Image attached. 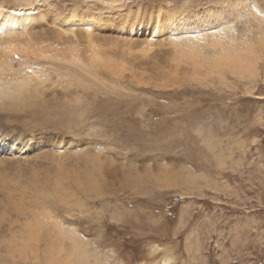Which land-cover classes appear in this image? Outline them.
<instances>
[{
    "label": "rangeland",
    "instance_id": "374dc122",
    "mask_svg": "<svg viewBox=\"0 0 264 264\" xmlns=\"http://www.w3.org/2000/svg\"><path fill=\"white\" fill-rule=\"evenodd\" d=\"M13 1L72 69L29 70L61 103L52 114L0 101V264H73L77 240L80 264H264V0ZM88 26L98 55L66 50ZM232 27L255 51L249 73L196 80L172 62L175 40ZM91 174L97 195L77 183Z\"/></svg>",
    "mask_w": 264,
    "mask_h": 264
},
{
    "label": "bare ground",
    "instance_id": "6f19581e",
    "mask_svg": "<svg viewBox=\"0 0 264 264\" xmlns=\"http://www.w3.org/2000/svg\"><path fill=\"white\" fill-rule=\"evenodd\" d=\"M243 1L245 4V0H243ZM25 8H29V12H24L23 10H20V9H25ZM49 11H52V10L49 9ZM36 12H38V10L31 8L30 3L25 5L22 3L14 2L13 0H0V30L6 29V32L4 34L0 35V101H1V104H4L10 108V109L6 110L8 112L34 111V112H39L41 114H45V113L52 114L53 112H55L57 107L61 106V103H59L57 101L56 96L54 97L53 94H48L46 91H44L43 86L46 85V76H43L44 81H41L39 74L41 73V70H43V69H45V70L48 69L49 71H52L55 74H57V71H60V70L61 71H63V70L67 71L69 69H72L69 65V61L66 60V58L60 57L59 53L62 51L57 49L58 45L54 41H52L51 39L44 36V33H42L40 36H38V34H33V31H38L39 28L43 27V26H40V27H38V26L40 24L44 23V20H37L38 18H35ZM256 20H257V18H256ZM27 22H28V24H27ZM85 24H87V23H85ZM252 25H254V24H252ZM13 26H16L17 29H13L12 28ZM70 26H73V24H71ZM259 26H260V24H259ZM91 27L92 26H88L87 31L78 32V35L74 32V30H72L71 31V35H72L71 40H72V44H73L72 46L73 47L71 46L69 49H66V50L75 51V53H77L78 50L80 49V43L85 42L87 45L91 46L90 50H91L92 54L98 55V53H95V50H102L103 48L99 47L100 45H97L96 42L102 40L103 38L93 34L92 30H94V29ZM261 27H262V24H261ZM224 28H226V27H224ZM251 28H253V27L251 26ZM244 30L247 31V29H244ZM260 31H261V29H260ZM233 32H234V29L232 27L231 31L229 28V33H227V32L222 33V30L219 34L213 33V36H211V39H212L211 43L212 44L210 43V45H208V40H206L207 37H205V39L197 38L196 36L190 37V38L186 37V39H182V40L179 38L180 41L175 40V42H174L175 44H173V46L175 47L176 54L179 55L180 57H177V55H176V57H173L172 62H177V65H179L180 61L187 60L188 62H185V63H190V65L186 64V67H184V69H182L184 71H187L191 67L193 69H196V70L200 69L199 75H201V77L195 78L196 80L201 79V78H206L209 74H210V76L211 75H217L219 77H224V75H225L224 72L227 69H230V70L234 71L235 73H240V72L249 73V70H253V67H255L254 65H252L253 60L250 58L251 53H253L255 51L248 50V52H250V53H248L247 49H249V48L246 47L245 48L246 52L244 51V53H243L244 46H246V45H244V46L241 45V47L237 46L235 44V42H237V40L236 41L233 40L234 39L233 36H235V35H233V36L230 35V34H233ZM257 32H259V31H257ZM49 33L50 34L51 33H53V34L57 33V30H54L52 28V29H50ZM190 36H192V35L190 34ZM261 36H263V38H264V33H263V35L261 34ZM250 38H249V40H250ZM260 39L262 40V38H260ZM204 40H206V41H204ZM253 40H255V39H253ZM202 41H204V42H202ZM226 42H227V46L225 47ZM250 42H252V41H250ZM258 45H259V43H258ZM261 45H262V43H261ZM150 46H151V44H150ZM208 46H210L212 48V50H213L212 54L215 55L217 53L215 56L212 54H211V56L205 55L207 51H204V48L206 49V47H208ZM62 47H63V45H62ZM237 47H240V48H237ZM249 47H251V46H249ZM254 49H256V48H254ZM263 50H264V48H263ZM218 51H220V53H218ZM144 53L147 54L146 52H144ZM253 59L255 60V57ZM16 60H18V61H16ZM97 60H99V59H96L94 61H97ZM74 61L76 63L75 67H78L80 70L85 69V66L81 65V64H83L81 58L78 57ZM79 64H80V66H79ZM242 64H245V67ZM100 65L102 66V64H100ZM31 67H40L41 68V70H39L40 72L35 71L34 74H36V77H34V75H29V70L31 69ZM86 73L89 74V72H87V71H86ZM244 74L245 73H243V75ZM63 75H64V73L62 72L59 75V77H61ZM47 77H48V75H47ZM49 96H52V99H50ZM55 124H57V123H55ZM14 141H18V140H14ZM14 143L16 144L15 146H17V143L16 142H14ZM3 144H4V142L1 139L0 140V146H3ZM13 152L14 151H10V153H13ZM21 152H24V149H22ZM98 171H100V170H98ZM149 172H150V170H149ZM149 172L147 174L148 176H149ZM146 173L147 172L144 173L145 177H146V175H145ZM163 173H165V171ZM91 175H92V177L85 176V177H83V179H77V183L79 186H81L85 189V192L90 193V194L95 192L97 195V194H99V192H100L99 190L101 188L99 186L97 177L94 174H91ZM129 175H131V174H129ZM144 176L141 178H144ZM149 177H150V179L154 178V174H153L152 178H151V176H149ZM149 177H148V179H149ZM136 179H138V178H136ZM165 179H167V178L165 177ZM78 180H79V182H78ZM147 181L149 182V180H147ZM147 181H145V182H147ZM127 182H128V180H127ZM139 182H140V180H139ZM128 184H130V183L128 182ZM155 185H157V184H155ZM157 186H159V185H157ZM97 191H98V193H97ZM72 197H73V195L70 196L71 201L73 200ZM97 197H99V196H97ZM78 204H80V203H78ZM79 241L78 240L76 242L74 241L75 245H74L73 251L71 253V257L72 258L75 257L76 261L73 262V264H80V260L83 259V257H82L83 252L80 251L79 247L81 246V244L79 243ZM17 245L10 246V249L15 250V249L19 248ZM16 246H17V248H16ZM23 247L24 246H22V249L25 250L26 248H23ZM83 249H84V247H83ZM19 251H20V249H18V252ZM72 261H73V259H72ZM83 261H84V259L82 260V262ZM95 261H94V263L92 261L87 263L85 260V262L87 264H106V263H98L99 260H97L98 262H95ZM173 263H174V260H172V259H166L164 262V264H173Z\"/></svg>",
    "mask_w": 264,
    "mask_h": 264
}]
</instances>
